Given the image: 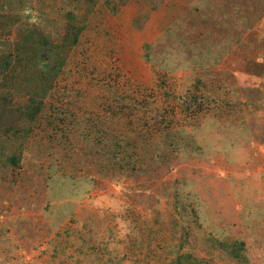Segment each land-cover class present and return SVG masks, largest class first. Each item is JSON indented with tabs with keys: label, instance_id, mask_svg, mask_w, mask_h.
Returning <instances> with one entry per match:
<instances>
[{
	"label": "rangeland",
	"instance_id": "rangeland-1",
	"mask_svg": "<svg viewBox=\"0 0 264 264\" xmlns=\"http://www.w3.org/2000/svg\"><path fill=\"white\" fill-rule=\"evenodd\" d=\"M0 264H264V0H0Z\"/></svg>",
	"mask_w": 264,
	"mask_h": 264
}]
</instances>
